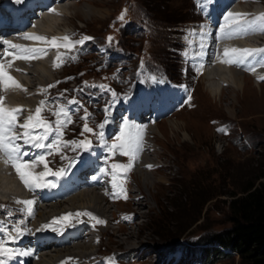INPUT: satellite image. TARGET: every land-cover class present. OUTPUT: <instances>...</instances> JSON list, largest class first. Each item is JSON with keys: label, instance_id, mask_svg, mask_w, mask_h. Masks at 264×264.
<instances>
[{"label": "rangeland", "instance_id": "obj_1", "mask_svg": "<svg viewBox=\"0 0 264 264\" xmlns=\"http://www.w3.org/2000/svg\"><path fill=\"white\" fill-rule=\"evenodd\" d=\"M220 1L200 0L198 4L197 0H61L55 1L44 12L50 20L41 25L39 20L37 30H50L52 33L45 35L49 40L52 37L68 36L69 33L73 34L69 36L72 41L84 36L92 39L85 41L83 45H75L72 51L36 42L37 45L40 43L38 48L48 49L43 57L47 58L49 54L52 60L47 58L48 60L42 61L44 68L33 64L34 61H40L37 59L30 62L16 60L9 68L11 76L18 79L29 95L25 98L22 90L12 88L20 99L4 96V102L11 107L19 104L24 108L19 123H23L28 115L34 113L41 100L45 101L42 115L49 121L56 120L52 112L58 106L65 107L73 123L64 129L63 139L79 141L87 137L93 147L86 151L63 148L61 153L52 155L48 154L49 149L36 148L35 157L30 161L44 155L49 169H65L66 173L71 166L84 164L92 151L110 152L108 146L116 142L124 121L127 120L130 125L135 124L130 115L127 118L129 113L122 111L117 105L132 96L140 95L145 89L142 84H147L149 98L146 103L142 105V99L134 97L133 103L127 102L131 104L127 108L137 117L138 123L135 126L142 129L143 145L153 148L152 152L143 151L144 156L138 154V158L143 160L142 164L148 162L152 167L144 168L148 173H144L137 166L131 167L134 171L127 173L121 169L114 170L111 165L119 162L126 165L129 162L128 156L125 159L124 155L116 152L108 160L106 157L109 155L103 156L106 162L103 167H92L81 175V180L86 179V184L81 183L75 187L77 191L94 190L100 196H104L106 191L109 192L107 199H100L97 205L90 196L75 202L81 207L89 206L91 214L98 212L104 216L106 225L100 226L108 229H103L100 233L98 228L93 229L86 223L84 219L88 216H76L77 212H72L73 215L69 218L71 221H67L68 225L63 221L53 223L54 218L64 216L67 212L50 218L54 213L50 214L47 206L60 203L61 207L58 208L61 210L70 207L65 201L56 202L60 198L59 189H63L62 185L57 187L54 180L56 176L44 177L45 183H54L55 187L34 191L26 189L23 192L17 187L13 175L6 172L0 159V200L9 197L11 193L18 194L19 191L23 193H19V196L25 194L34 202L33 197L37 194L39 196V199L36 198L38 202H35V207L32 205L31 216L21 211L24 207H18L19 204L14 201L9 204L0 202V220L5 221L3 225L11 230L13 223L24 220L23 227L31 230L16 242L20 244L21 250L32 252L29 258L26 257V264H61L59 259L62 256H53V245L34 247L32 242L37 240V244L41 243L39 239L45 242L47 236L51 237L50 240L57 238L56 241L61 242L75 227L83 235L89 233L86 236L88 238L80 244L85 246L82 248L84 251L90 253L91 260L97 261L93 264H242L238 255L222 248L225 255H216L213 250H209L208 254L211 256L206 259L207 254L201 248L211 244H194L201 243L198 240H204L208 234L221 232L230 226L227 209L229 195L232 192L240 194V189L248 180L255 179V183L261 180L256 177L260 169L264 168V83L260 84L262 95L255 88V80L249 76L244 83V94L224 85L218 96L213 97L205 92L206 89L215 88V85L203 78L200 65L202 66V58L206 54L203 47L212 39L210 37L216 27L218 29L214 16ZM13 2L17 4L15 0ZM235 2L233 0L232 4ZM70 5L83 11L85 17L74 16V9ZM254 5L264 11V0H256ZM53 7L58 8V14L50 11ZM121 13H124L123 20L118 19ZM109 37H112L111 41ZM4 39L18 40L12 36ZM216 39L215 43L218 44ZM31 42L34 43L26 41L28 45H33ZM57 43L63 41L58 40ZM63 49L66 51L63 52ZM58 54L63 62L59 67H53ZM14 65L20 70L13 69ZM20 65L27 68H19ZM35 67L44 79L50 80L44 87L39 85L41 76L34 72ZM233 69L239 70V67ZM241 69L245 74L249 72L242 67L238 72ZM157 81L164 84L169 93L163 95V107L168 106V98L177 101L168 106L165 113L153 119L143 111L144 106L156 105L158 102L157 97L160 96L155 84L159 91H165ZM50 84L54 87L49 88ZM99 85H106L109 90H102ZM42 89H46V92H42ZM0 91L3 92L2 89ZM73 98L79 103L70 104L69 101ZM106 107L109 122L101 130L97 125L105 120ZM85 108L90 113L87 122L94 132L81 135L85 123L81 117L84 116ZM114 109L118 114L115 118L112 116ZM141 122H145L144 127H138ZM112 130L114 134L110 136ZM100 131H103V140L95 134ZM103 144L106 150L100 148ZM61 155L65 159H61ZM96 162L98 161H94L95 164ZM159 166L160 168H156ZM37 168L45 171L43 164L38 163ZM113 172L116 173L118 185L126 182V185L123 184V193L119 187L115 190L113 188ZM104 173L109 174L110 190L104 189L105 183L98 177L102 187L100 184L97 187V181L91 178L98 174L103 177ZM142 177L152 182L147 189ZM88 182L91 184H87ZM38 211H43V215L39 217ZM14 216L15 220H12ZM43 225L49 227L36 231ZM53 228L62 230L66 236L63 233L51 236L54 233ZM192 243L193 246L189 245ZM13 244L15 243L9 242L8 247L13 248ZM71 245L70 242L68 246ZM81 261V258L68 260L66 264L85 263Z\"/></svg>", "mask_w": 264, "mask_h": 264}, {"label": "snow or ice", "instance_id": "obj_2", "mask_svg": "<svg viewBox=\"0 0 264 264\" xmlns=\"http://www.w3.org/2000/svg\"><path fill=\"white\" fill-rule=\"evenodd\" d=\"M21 0H16V3H20ZM197 3H200V0H197ZM51 12L56 13L55 9H51ZM248 13H232L228 12L224 16L225 23L221 26V32H246L248 31V25L255 23L256 21L264 22V13H260L253 20H248L246 17ZM124 13H121L118 19L123 20ZM264 30V29H262ZM22 39L25 40H34L38 42H43L45 44H50L52 47H64L68 51H72L75 45H83L85 41L91 40L92 37L84 36L79 40L72 41L69 36L65 35L63 37H52L49 40L48 37L39 36L33 33L25 34ZM109 41L112 40V37L108 38ZM63 41V43H57V41ZM2 44L5 46L3 52H0V89L9 90L12 88H17L22 91H27L23 86L12 77L8 69L16 60H26L32 61L34 59H41L46 55V51L42 48L37 47H28L22 44H15L9 40H3ZM259 53H264V48H225L223 52L222 63H227L229 65L241 66L244 65L250 58L258 55ZM7 57H11V60H8L5 63ZM62 57L60 54L57 55L56 60L53 62V67H59L62 63ZM261 66H264V61H260ZM18 71L20 69H17ZM247 71L255 72V67L246 68ZM258 80H264V76H258ZM87 85V82H85ZM49 88L54 87V85H48ZM102 90L107 89L106 85H99ZM42 92H46V89H42ZM113 96L115 93L113 92ZM4 97L0 96V156H3V163L6 166H11L23 183L24 187L29 191H33L35 188H52L55 187L54 183L44 182L45 176H56L60 177L65 175V169H59L57 171H52L48 168V164L45 160L44 155H40L33 161H27L24 159V156L27 155L26 152L22 151V144L18 141H22L23 145H30L32 148L37 149H49L48 154H59L63 148L71 147L73 151L76 149L88 150L91 147V141L87 139L84 140H64V129L71 123H73L72 117L69 111L63 107L58 106L52 114L56 117L55 121H49L43 117L42 112L44 111L45 101L41 100L40 104L36 107L33 114L28 115L23 123L18 122V117L23 111L22 107L7 108L4 105ZM69 103H79L75 98L69 101ZM81 107H83L81 105ZM105 120L97 125L101 130L104 129L105 125L109 122L107 119L108 108H105ZM90 113L87 109H84V116L81 117L85 121L81 135L84 133H93L94 129L89 127L88 118ZM17 128L22 129V131H17ZM135 128V131L133 129ZM96 136L103 140V131L95 133ZM142 143V129L137 128L135 125H130L127 120L121 125L120 135L116 137V142L111 144L109 151L115 154L119 152L120 155L128 156L129 162L126 165L122 164H113L111 167L115 169H121L125 172L129 171L132 167V161L135 160L138 156L139 151H141ZM61 159H65L61 155ZM37 163L43 164L45 171L34 172L33 169L36 167ZM148 167H151L150 165ZM113 188H120V191L123 193V183H116V173L113 172ZM126 199V194L124 196ZM15 203L23 205L24 208L21 211H25L28 216L33 214L32 205L34 204L33 200H16ZM2 207V206H0ZM11 215V213H9ZM72 213H68L62 217L54 218L53 223H58L63 221L67 223L69 218L72 216ZM76 216H89L91 219L95 220L97 224H102L104 221L93 216L89 212H78L75 213ZM25 224L24 220H20L16 223H13L11 230L8 229L6 225H0V231L5 233L3 239H0V264H7V261H11L17 256L27 257L32 255L29 250H16L14 248L8 247V243H16L22 239L25 235L31 232L27 227H23ZM49 225H43L41 229L36 231H41L44 228H48ZM53 231H59L56 228L52 229ZM14 233V235H13ZM71 260L72 258H67ZM61 264H66V261H62Z\"/></svg>", "mask_w": 264, "mask_h": 264}, {"label": "bare ground", "instance_id": "obj_3", "mask_svg": "<svg viewBox=\"0 0 264 264\" xmlns=\"http://www.w3.org/2000/svg\"><path fill=\"white\" fill-rule=\"evenodd\" d=\"M1 1V0H0ZM22 1V0H21ZM49 1H52L53 3H54V0H49ZM61 1V0H60ZM73 1V0H72ZM232 1L233 0H221L220 2H219V5H222V7L220 6L219 7V5H218V9H217V13H215V18H216V21L215 22H217L218 23V29H217V41H218V44H216L215 43V40L214 39H216V38H214V34L212 35V37H210V39L211 40H208L207 41V43H206V47H203V48H205L204 49V52L206 53L205 54V57H203L202 58V60H203V64H202V66L200 65V69H201V73H202V75H203V78L205 79V80H207L208 82H211L212 84H214L215 85V88H213V89H206L205 90V92L208 94V95H210V96H213V97H215L216 95L218 96L219 95V93L220 92H222V90H223V88H222V86L224 85V86H227V87H229V89L230 88H232L233 90H238V91H241L243 94H244V92H246V88H245V85H244V83H245V80H246V78H247V76H249V78H251L252 77V79H254L255 80V88H257V90H259L260 91V94L262 95V93H261V88H260V84L261 83H264L263 81L264 80H258L257 79V77L258 76H264V68H261L262 66H261V63H258V62H260V61H264V53H259L258 55H256V56H254V57H252V58H250L244 65H241L240 66V68L242 67L243 69H246V68H251V67H255V69H256V71L255 72H252V71H249L248 73H244L243 71H240V72H238L239 70H234L233 69V67L234 68H236V65H229V64H227V63H222L221 61L223 60V59H225L224 58V56H223V47L224 48H241V49H244V48H264V30H262V29H264V22H261V21H256L255 23H253V24H250V25H248V29H249V31L246 33V34H242L241 35V33L242 32H239V33H235V32H231V33H233L231 36H230V38L227 36V35H224V36H222V37H220V35H221V33H224V32H221V26L225 23V21H224V16H225V14L226 13H228V12H232V13H248L249 15L246 17V19H248V20H253L256 16H258L260 13H264V11L263 10H260L259 8H257V6H255L254 5V3L256 2V0H236V2L235 3H233L232 4ZM15 2H16V0H15ZM23 2H24V0H23ZM23 2H21V3H17L18 5H21V4H23ZM71 2V1H70ZM74 2H76V1H74ZM40 0H39V2H34V4H33V6H29V7H27V8H17V9H14V10H12L11 9V13H12V20L11 21H9V22H4L5 23V25H7L8 26V28H6L5 30H3V29H0V52H3V50H1V48L2 49H4L3 48V44H2V39L1 38H5V37H13V38H17L18 40H15V41H11L12 43H15V44H22V45H25V46H28V47H40V43H38L39 45H37V43L36 42H38V41H34V40H29V41H33L34 43H32L33 45H28L27 43H26V41H25V39H22L21 37H23V36H19L18 34H17V29L15 28L16 26H18L17 25V18H16V12L17 13H19V18H21L22 19V24H24V20L25 19H28L27 21H26V24H28V25H26V28H27V34L28 33H33V34H36V35H39L40 36V34L42 35V36H45V35H47L46 33H48V34H51L52 32L49 30V31H47V30H41L42 31V33H41V31L40 30H37L39 27L37 26L38 24H39V20H41V22H40V25H41V23H46L47 21H49L50 19H48V17H47V15H45L44 14V11L45 10H47V8L49 7V6H51L52 5V3L51 4H48L49 2H47L46 4H45V6L47 7V8H42V9H40L41 7H40ZM53 6V5H52ZM59 6V5H58ZM71 7H72V9H74V12H73V15L74 16H77V17H85V13L83 12V11H81L79 8H76V7H74V5H70ZM60 7H63V6H60ZM69 8V7H68ZM53 9H55V10H57L58 8L57 7H53ZM60 9V8H59ZM2 10L0 9V12H1ZM26 12H29V15L27 16V17H25V19H24V14L26 13ZM36 14H38V16L36 17ZM41 14V15H40ZM95 17V16H94ZM24 19V20H23ZM36 19H38V20H36ZM39 21V22H38ZM29 22V23H28ZM3 23V21L1 20L0 21V26L1 25H3L4 24ZM51 23V22H50ZM51 26V25H50ZM43 29V28H42ZM228 33H230V32H225V34H228ZM244 33V32H243ZM70 35H72L73 36V34H71V33H69L68 34V36H70ZM49 37H51V36H49ZM5 40V39H4ZM25 42V43H24ZM41 44H42V42H41ZM46 46V45H45ZM5 47V46H4ZM37 47V48H38ZM41 47H42V45H41ZM52 47V46H51ZM46 48V47H45ZM202 48V49H203ZM49 49H51L50 47H49ZM46 50H48V49H46ZM45 50V51H46ZM67 50V49H66ZM65 49H63L62 51L63 52H65L66 51ZM49 53V52H48ZM48 59H51L52 57L48 54L47 56H46ZM215 57H217V59H215ZM47 58H44V57H42L41 59H37V60H40V61H34L35 63H33V64H36L38 67H40V68H44L45 66L43 65V62L42 61H45V60H48ZM11 60V57H7L6 58V60H5V62L6 61H8V60ZM52 60V59H51ZM33 61V60H32ZM198 62V61H197ZM200 63V62H199ZM23 67V69H25V68H27L26 66H23V65H20V67L19 68H22ZM36 68V67H35ZM34 68V69H35ZM47 68V67H46ZM13 69H17V67H15V65L13 66ZM26 70H28V69H26ZM8 72H9V74L11 75V70H9L8 69ZM34 72H36L37 74H39V76H41V79L39 80V85L40 86H45L46 84H48V81H50L49 79H44L43 78V76L40 74V71H39V69H35V71ZM27 73V72H26ZM32 74V73H31ZM34 75H35V73H34ZM38 76V75H37ZM15 80L17 81L18 79L17 78H15ZM38 81V80H37ZM206 81V82H207ZM223 81V82H222ZM214 82V83H213ZM32 84V83H31ZM35 85V84H34ZM207 86V85H206ZM2 93H0V96H5V97H15V98H18L16 95H15V92L12 90V89H9V90H3L2 89ZM217 91H218V93H217ZM1 92V91H0ZM22 95H23V97H25L26 98V96H28L29 95V92H28V90L27 91H22ZM254 95V94H253ZM20 98H18V100H19ZM5 100V99H4ZM4 105H5V107H7V108H15V107H11L7 102H4ZM17 106L16 107H22L21 105H19V104H16ZM128 108H130V107H128ZM22 109H23V111L21 112V114H23V112L25 111L24 110V108L22 107ZM117 111V110H116ZM115 111V109L113 110V113H112V116L115 118V117H117V112ZM20 114V115H21ZM104 114V113H103ZM139 114V113H138ZM140 116V115H139ZM21 116H19L18 117V120L19 119H21L20 118ZM110 117V116H109ZM143 119V118H142ZM111 121V120H110ZM140 121V120H139ZM143 121H144V119H143ZM138 123V122H137ZM145 122H141L140 123V125H138V127L139 126H142L143 125V127H144V124ZM106 125H108V123L106 124ZM148 129V128H147ZM145 130V129H144ZM17 131L19 132V130L17 129ZM151 132V131H150ZM153 133V132H152ZM143 134V133H142ZM145 134H146V132H145ZM151 138H152V135L150 136ZM144 141V140H143ZM114 142V141H113ZM18 143H21L22 144V151H24V152H26L27 153V155L26 156H24V159L25 160H28V161H30L31 159H33V157H35V150H36V148H32L30 145H23V142L22 141H18ZM95 144V143H94ZM93 147V146H92ZM141 148H142V150L141 151H139V153L138 154H140L141 153V155H142V153H144V152H152L153 151V148L152 147H149L148 145H146V144H144L143 145V143H141ZM91 149V148H90ZM144 151V152H143ZM42 152V151H41ZM32 154H34V155H32ZM113 155V153L112 152H109V157H108V159H110V157ZM146 155V154H145ZM142 156H144V155H142ZM1 159V158H0ZM107 159V160H108ZM125 159H126V156H125ZM127 159H128V157H127ZM1 161H2V163H3V159H1ZM90 161V160H89ZM89 161H86V162H89ZM82 162V161H81ZM86 162H85V164H86ZM121 162H123V161H121ZM142 162H143V160L142 159H139L138 158V156H137V158L135 159V160H133L132 161V167H136L137 166V168L139 167V168H141V170L144 172V173H148V171L147 170H145L148 166H149V164H148V162H146V163H144V164H142ZM150 162V161H149ZM106 162H104V164H105ZM38 164V163H37ZM116 164H121L120 162L119 163H116ZM123 164V163H122ZM2 165V164H1ZM3 167H4V169H6L7 167H5L6 165L3 163V165H2ZM65 166V165H64ZM92 167H96V165H93ZM152 167V166H151ZM150 167V168H151ZM91 167H89L88 169H90ZM145 168V169H144ZM156 168H160V166L159 167H156ZM156 168H154L155 170H156ZM87 169V170H88ZM153 169V170H154ZM116 170H119V169H116ZM141 170H140V172H141ZM34 172H36V173H38V172H42L43 170H39V168H37V165H36V167L34 168V170H33ZM84 172H85V169L83 170ZM83 171H75L74 173H72V175L71 176H69V175H65L64 176V178L62 179L63 180V182H62V190L61 189H59L60 190V195H59V197L60 198H58L57 200H56V202H61V200H62V202H66V203H68L69 205H70V207H67V208H64V209H59L58 207L60 206L61 207V205H60V203L59 204H51V205H49V206H47L48 208H49V210H48V212H50V214H53L54 213V215H52L50 218H52V217H57V214L59 213V214H61L62 212H64L65 213V211L67 212L66 214H68V213H72V212H77L78 213V211H80V212H89L90 213V210L91 209H88L89 208V206L88 207H85V206H83V207H81V206H78V205H76L75 204V202H77V201H80V200H83V199H85L86 197H93V202H94V204H98V202H100V199H105L106 198V195L109 193L108 191H106V193H105V195L104 196H100L97 192H94V190H89V191H87V190H85V191H77L78 189H75V187H78V185H80L81 183L83 184H86V179L85 180H81V175L84 173ZM130 171H134V169H130L129 171H127V172H130ZM90 172V171H89ZM127 172H125V173H127ZM9 174H11V175H13V177H14V179L16 180V183H18V186H19V189H20V187L23 185V183L19 180V178L17 177V175H16V173H10V172H8ZM90 173H92V172H90ZM132 173V172H131ZM123 174V173H122ZM130 174V173H129ZM135 174V173H134ZM109 174H107V173H104L102 176L103 177H101V178H99L100 180H101V182H103V184H104V186H105V188L104 189H109L110 190V188L108 187L109 186V183L111 182L109 179H110V177L108 176ZM141 175H142V173H141ZM142 178H144V177H142ZM47 180H49V179H47ZM108 182H107V181ZM112 180V179H111ZM88 181V180H87ZM122 181V180H121ZM120 181V182H121ZM45 182V181H44ZM123 183V182H122ZM125 183V185H126V182H124ZM123 183V184H124ZM152 183V182H151ZM151 183L148 181V179H146V178H144V186H146V189H147V187H148V184H150L151 185ZM91 184V183H90ZM95 184H98L97 185V187L99 186V184H100V186L102 187V183H100L99 181H97ZM154 184H155V182H154ZM68 185V186H67ZM17 186V187H18ZM108 187V188H107ZM35 189H38L39 190V188H35ZM54 189V188H53ZM85 189V188H84ZM104 189H101V190H104ZM45 190V189H44ZM48 190V189H47ZM115 190V189H114ZM34 191V190H33ZM49 191V190H48ZM126 192V191H125ZM19 193H22V192H19ZM18 193V194H19ZM51 193V192H50ZM49 193V194H50ZM18 194H16L15 196H13V198H12V200L10 199H7V198H4V200H0V202H2V203H4V204H8L9 203V201H11V203L14 201H16V200H31V198H30V196H27V195H25L24 194V196L22 197V196H19ZM23 194V193H22ZM30 194V193H29ZM35 195V194H34ZM54 195H57L56 193L54 194ZM44 196V195H43ZM46 196V195H45ZM69 197V198H68ZM34 199H35V202L37 201V199L36 198H38L39 199V196H38V194L35 196V197H33ZM109 198V197H108ZM45 199V198H44ZM50 199H51V196H50ZM53 199V198H52ZM66 199H68V200H66ZM107 199V198H106ZM53 201V200H52ZM105 201V200H104ZM108 201V200H107ZM141 201L142 200H140L139 201V204H141ZM35 202H34V207H35ZM38 202V201H37ZM50 203V202H49ZM100 204V203H99ZM47 205V204H46ZM137 205V204H136ZM40 206V205H39ZM18 207H20V208H22V207H24L23 205H18ZM16 208V207H15ZM76 208V209H75ZM77 208H81V209H77ZM8 209V208H7ZM73 209H75V210H73ZM57 210H59V211H57ZM72 210V211H71ZM92 210H95L96 211V209H92ZM36 211V210H35ZM5 212V211H4ZM57 212V213H56ZM16 213V212H15ZM15 213H14V215H15ZM46 213V212H45ZM56 213V214H55ZM63 213V214H64ZM1 214H2V212H1ZM13 214V213H12ZM4 215V214H3ZM37 215L40 217V216H42L43 215V211H38V213H37ZM92 215L93 216H95V217H97V218H99L100 220H102V221H104L105 220V218H104V216L102 217L98 212L97 213H92ZM24 217H26L27 218V215H23ZM1 217V216H0ZM58 217H62V216H58ZM57 217V218H58ZM116 217V216H115ZM114 217V218H115ZM87 219H84L85 221H86V223L88 224V225H90V227L92 226V228L94 229H96V228H98L97 230H99V232L101 233L102 232V230L104 229V230H107L108 228L107 227H101L100 225H106L105 223H106V221L107 220H105V222L104 223H102V224H97L96 223V221L95 220H93V219H91L89 216L88 217H86ZM12 220H15V216H14V218H12ZM51 219H48V221H50ZM113 220H115V219H113ZM121 220V219H120ZM32 221V220H31ZM69 221H71V220H69ZM80 221V220H79ZM128 222V221H127ZM33 224V223H32ZM67 224V223H66ZM65 224V225H66ZM68 225V224H67ZM98 225L100 226V227H98ZM33 226H34V224H33ZM63 226V225H62ZM10 227V226H9ZM61 227V226H60ZM11 228V227H10ZM58 228V227H57ZM63 228V227H62ZM66 230V229H65ZM78 230V229H77ZM81 230V229H80ZM89 234V233H88ZM88 234H85V235H83V234H81L80 232H77V231H75L74 233H70L69 235H68V237L66 238V237H64L63 238V240L61 241V242H57L56 240H55V242L54 241H51V240H48L47 238H45L46 239V241L45 242H42L41 241V239H39V241L41 242V243H39L40 245H39V247L40 246H45V245H48V246H54V249H52V251H54V254H53V256L54 257H57V256H59V255H61L62 257H61V259H59V261H68V259L67 258H72L71 259V261H73V260H75V259H80L81 258V260L82 261H84L85 263L84 264H93L94 262L96 263L97 261H94L93 262V260H91V256H90V253H87L86 251H84L82 248H84L85 246L84 245H82V244H80V242H83V241H85L88 237H86V236H88ZM66 239V240H65ZM90 239V238H89ZM18 242V241H17ZM72 243V245L70 246V247H72V248H70L69 246H68V244L69 243ZM46 247V246H45ZM75 248V249H74ZM80 249V250H79ZM17 250V249H16ZM51 252V251H50ZM32 253V252H31ZM46 255H48V254H46ZM41 256V255H40ZM53 256H49V258H51V257H53ZM44 256L42 255V258H43ZM18 260L21 258L20 256H17L16 257ZM27 258H29V256L27 257ZM113 258V257H112ZM89 259H90V261H89ZM42 260V259H41ZM59 261H58V263H59ZM82 261H81V263H82ZM25 262L27 263V260H25L24 261V264H25ZM60 262V263H61ZM99 263V262H98ZM29 264V263H28Z\"/></svg>", "mask_w": 264, "mask_h": 264}, {"label": "trees", "instance_id": "obj_4", "mask_svg": "<svg viewBox=\"0 0 264 264\" xmlns=\"http://www.w3.org/2000/svg\"><path fill=\"white\" fill-rule=\"evenodd\" d=\"M255 183L248 180L240 194L232 192L227 200L230 226L221 232L210 233L204 240L194 243L211 246L201 248L208 259L213 250L216 255H225L228 249L238 255L242 264H264V168L260 169ZM193 246L192 244H189Z\"/></svg>", "mask_w": 264, "mask_h": 264}]
</instances>
